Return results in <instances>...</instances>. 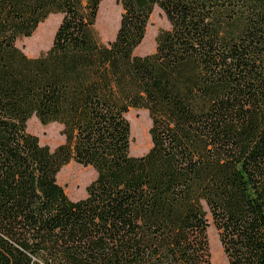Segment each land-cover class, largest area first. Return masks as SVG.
Instances as JSON below:
<instances>
[{"label": "trees", "instance_id": "obj_1", "mask_svg": "<svg viewBox=\"0 0 264 264\" xmlns=\"http://www.w3.org/2000/svg\"><path fill=\"white\" fill-rule=\"evenodd\" d=\"M102 1L0 0V264H213L211 221L229 264H264V0H117L108 43ZM156 7L170 28L137 54ZM132 109L152 120L140 156ZM72 160L97 173L78 200L58 180Z\"/></svg>", "mask_w": 264, "mask_h": 264}, {"label": "rangeland", "instance_id": "obj_2", "mask_svg": "<svg viewBox=\"0 0 264 264\" xmlns=\"http://www.w3.org/2000/svg\"><path fill=\"white\" fill-rule=\"evenodd\" d=\"M122 6L117 0H103L100 4L96 29L100 40L108 43L116 37L120 26ZM61 13L51 14L40 23L36 31L30 37H22L18 45L31 56H38L48 50L54 39L55 32L61 23ZM170 28L169 20L162 9L156 7L151 15L148 30L144 41L136 49L140 55L151 54L156 50V37L161 29ZM132 126L131 153L136 156L145 154L152 145L150 127L152 120L148 110L132 109L127 114ZM62 126L58 123L43 124L37 117H32L28 122V130L38 135L41 144L57 148L64 142L61 134ZM96 171L91 166H83L72 160L64 165L58 174L60 184L73 200L87 196V186L96 178ZM212 262L215 256L216 264H229L224 248L221 244L219 231L211 221L209 227ZM214 264V262H213Z\"/></svg>", "mask_w": 264, "mask_h": 264}, {"label": "bare ground", "instance_id": "obj_3", "mask_svg": "<svg viewBox=\"0 0 264 264\" xmlns=\"http://www.w3.org/2000/svg\"><path fill=\"white\" fill-rule=\"evenodd\" d=\"M213 262H214V264H216L215 256H213Z\"/></svg>", "mask_w": 264, "mask_h": 264}]
</instances>
